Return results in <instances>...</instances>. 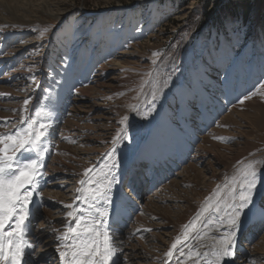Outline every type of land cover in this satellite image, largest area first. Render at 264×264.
<instances>
[{
	"label": "rangeland",
	"instance_id": "374dc122",
	"mask_svg": "<svg viewBox=\"0 0 264 264\" xmlns=\"http://www.w3.org/2000/svg\"><path fill=\"white\" fill-rule=\"evenodd\" d=\"M56 1L60 4V13H66L65 20H46V24L44 23L39 30L30 32L21 39L22 41L13 35L11 38H15L7 39L8 44L5 51L0 54L1 58H6L9 55L15 60H21L17 62L12 58L4 59V65L7 66V75H4L7 78L6 83L10 85L14 93L8 91V95L12 93L10 96L0 93V135L11 134L26 127L28 120L21 124L22 117H28L29 120L36 122L40 121V124L45 122L50 129L48 118H45L44 121V115L41 116V119L40 115L37 116V113L41 114L42 96L45 91H51V86H47L48 80L67 77L78 64V50L83 52L85 50L84 54L86 57L89 56L87 57L89 61L95 62V50L93 49V43L95 44L96 41L95 30L101 24L105 23V32H110V34L103 33V37L122 33L115 37L122 40L123 46L120 50L112 54L107 53V55L103 53L102 56L105 55L106 58L96 66L94 64L91 69L92 75L97 70L101 71L102 75L100 74L99 78L106 77L108 79V76H115L119 80L110 88L101 89L103 99L100 103L108 107L107 112L111 117L110 122H106L107 124L104 126L106 130H98L104 124L101 120L87 124V126L92 125L91 128L88 126L87 131L85 129L82 131L86 123L75 121L74 124L78 125L69 124L70 127L65 128L69 119V110H67L65 121L62 119V123L57 124L55 131L49 132L52 149L49 148L50 154L45 177L50 186L56 183L58 178L62 179L67 172L68 174L74 172L73 178L69 176L67 179L72 178V182L67 181L64 183L65 185H56L58 186L57 191L67 193L68 201H73L74 207L78 205L79 208L84 209L83 213L88 216L89 212L87 213L86 210L91 211L88 207L91 198L88 192H85L82 197L78 191L82 187L89 190L98 187L96 183L88 184V186L80 184L81 180L87 179L82 174L88 168H93L94 174L98 177L101 171L107 172L108 169L105 165L111 164L107 155L112 154L113 149L115 160L124 162L113 170L118 182L112 185L109 193L112 200L111 211L117 207L116 198L122 195L120 192L116 193V185L119 184L120 179L124 178L122 182L126 186L125 179L138 168L141 174L147 176L149 172H145L151 165L150 161L155 164L154 168L161 175V168L157 164L161 165L159 162L160 159H163L166 168H164L165 173L161 184L153 187L150 191L145 190L143 194L145 198L155 199L153 201L158 204V211H156L158 215L154 216L157 219L154 218L151 225L145 214L141 221L135 224V219L144 212L142 205L141 210L127 222L124 232L120 224H118L119 226L113 224L111 229L109 228L112 244L118 252H120V245L122 244L124 248L126 243L131 247L135 246L139 250L141 249L145 258L146 256L149 258L148 263L150 264H206V260L214 259L211 254L214 250L213 246L229 230L226 224H220V214L215 212L216 205L227 200L233 181L242 180L250 167L254 168L258 175L264 177V0H159L157 3L143 2L142 4L138 0ZM230 8L241 9L243 12L242 14H233L235 11L231 12ZM0 39H2L1 36ZM53 39L55 40L53 41ZM18 49L19 51L25 49L23 55L17 52ZM92 49L94 51H91ZM45 50L47 51L45 52ZM26 55L27 57H25ZM39 55L44 56L42 61L45 60V65L36 67L35 75L27 74L15 78L11 76V73L17 71L25 60L38 58ZM119 57L125 67L113 72L111 70L112 63ZM87 65L88 62H85L83 71L87 69ZM105 66L110 69L106 70ZM43 67L46 69L45 74ZM103 69L105 70L103 71ZM57 71H60V74ZM32 76L36 77L35 84L30 79ZM44 79H47L44 81V86H40L39 81ZM22 82H25V88H21V90L18 84L20 85ZM7 85L0 84V88H9ZM86 85L79 86V88ZM29 87L31 89L35 87L34 93L36 94H30ZM200 88L203 90L200 91ZM180 92L186 95L185 109L190 112L188 121L195 130V134L190 132L185 125L184 121L187 118L184 105L179 97ZM25 99L32 100L33 102L29 101L32 106L24 105L22 101ZM144 104L145 106H143ZM24 107L28 108V111H24ZM165 110L171 113L167 117L168 125L176 128L173 130L182 132L185 135V137L182 136V139L184 138L185 140H183L191 145V149L185 154V157L177 150L176 140L159 133L165 129L162 125V119L166 117ZM206 115L209 119L207 122L204 120ZM77 117L79 118V115ZM124 117H127L126 124H121L120 121ZM72 127L74 132L71 130ZM33 130L34 134L40 130L39 123L34 125ZM65 132L68 137L65 136ZM79 134L84 138L88 134V138L96 137L95 142L100 137L98 145L97 143L93 145L98 152L93 153L92 156L82 157V150L89 149L91 144L88 147L85 146L86 143L79 142L81 140ZM135 134H137L136 138L132 136ZM117 135H122L124 138L114 145L111 141ZM204 137L207 138L204 144L206 149H199V151L201 150L199 152L197 147L206 139ZM141 138L142 140L139 141ZM132 139H134L133 147H130L132 156L122 160L120 146L124 145L126 140ZM108 140L109 142H107ZM157 140L161 144L160 152L150 147L154 141L158 142ZM163 141L167 145L163 144ZM65 148L68 149L65 150ZM167 148H171L172 152H167ZM54 157L65 159V163L68 162V166L61 165L59 167L60 163L57 165L61 172H58L56 177L48 170ZM196 157L199 159L196 160ZM39 159L38 157L36 160ZM28 161L26 160L24 163ZM189 163L196 166L188 173L183 172ZM57 166L55 167L57 168ZM80 171L83 173L81 174ZM180 173L182 174L178 176ZM89 175H93V173ZM176 179L179 182H174ZM258 187L260 186L258 185ZM158 189H162L160 194ZM125 190H128V186L123 189V191ZM75 193L77 194L75 195ZM42 194L46 203L44 192ZM172 200L177 201L175 208ZM100 206H105L102 201ZM45 209L47 210L48 207ZM66 210L72 211L69 208L64 209L63 219L60 222L55 221L56 231L52 229L53 232H51L56 245H61L60 252L65 251L64 244H72L75 240H67L69 238L62 240L61 237L71 234L68 229L75 227V224L80 222L68 217ZM172 211L177 212L174 218L170 214ZM42 212L41 214H43ZM118 215L121 214L118 213ZM76 216H82V212H76ZM170 217L174 219V222L169 220ZM115 220L117 219L115 218ZM193 224L195 226L191 227ZM125 231L128 232L125 233ZM186 231L187 239H185ZM166 233L169 234L164 243L159 240V237ZM114 234H120V236L125 234V236L127 235L126 240H129L124 242L122 240V243L116 245L118 235ZM135 238H137L136 241ZM177 240H180V243L173 249L172 245L176 244ZM242 248L246 250L245 255L241 253ZM169 251L173 252L172 257H168ZM60 252L55 256V259L51 258L53 260L50 261V264H63ZM197 253L200 255L197 256ZM118 260H116V264H123V261ZM238 263L264 264V199L254 200L251 211L245 210L236 237V256L232 259L225 258L222 261V264ZM134 264L139 263L135 261Z\"/></svg>",
	"mask_w": 264,
	"mask_h": 264
},
{
	"label": "bare ground",
	"instance_id": "6f19581e",
	"mask_svg": "<svg viewBox=\"0 0 264 264\" xmlns=\"http://www.w3.org/2000/svg\"><path fill=\"white\" fill-rule=\"evenodd\" d=\"M61 1V0H60ZM141 4L143 2H153V3H157V1L159 0H138ZM59 3L56 1V0H0V36L2 37V39H0V42L3 41L0 45V54L2 52L5 51V48L7 46V39H13L11 38L13 35H16V37H19L20 40L24 37H26V35L30 34V32H34L36 30H39L42 25L45 23L46 20H51V21H60V20H65V14L66 13H60V7H59ZM156 6V5H154ZM53 23V22H52ZM58 23V22H57ZM46 24V23H45ZM51 25V24H50ZM106 24H101V26H99L96 30H95V37H96V41H95V44L93 43V49L95 50V62L90 60L87 58L89 57L87 55L84 54L85 53V50L84 52L83 51H80L78 50V64L77 66L74 68V70H71V72L68 74L67 77L64 76V78H51L48 80V83L47 86L50 87L51 86V91L50 92H47L45 91L44 95L42 96L41 98V115H40V119L42 118L41 116H43L44 118V121H45V118L47 119L48 118V123L50 124V129L48 128L47 129V142H45V140L43 142L40 143L39 145V148H38V151L43 153V159H41V156L38 155V151H32V152H29L31 155H32V158L31 159H38V157L40 158L38 161H40V163L43 165V166H46L47 165V162L45 161V158L48 154V151H44V149H47L50 148L52 146V139L49 138V132H53L55 131V128L57 126L58 123H62V119L64 120V117L66 116L65 115V112L67 110L68 113H69V119L67 121V125H65V128L68 126L70 127L69 124H74V121L75 122H81V123H86V125H82L83 126V130L84 129L86 130L89 126V128H91L90 125L87 126V124H90V123H94L95 120H101L102 122H104V124H102L100 127V131H105L106 129H104V126H106V122H110V113L107 112L108 110V107L104 106L103 103H100V101H102L103 97L101 94H103V92L101 91L102 88L106 89V88H110L111 86L115 85V83H117L119 80L117 77L115 76H108L109 78L107 79L106 77H103V78H99L102 74L100 73L101 71H96L93 73L92 75V67L99 64V62L103 59L106 58L105 55L108 54H112V53H116L118 50H120V48L123 46V43H122V40H120L119 38H115L117 35L119 34H122V33H118L117 35H111V36H107V37H103V35L105 33H109L110 32H105L104 30V26ZM69 26V25H68ZM33 30V31H31ZM71 31H69L70 33ZM104 33V34H103ZM72 34V32H71ZM110 37V38H109ZM18 40V39H17ZM16 40V41H17ZM55 39H53L54 41ZM22 41V40H21ZM29 41V40H28ZM57 41V40H56ZM64 41V40H63ZM47 42V41H46ZM42 43V42H41ZM50 43V42H49ZM63 43V42H62ZM61 43V44H62ZM58 44V43H57ZM60 44V46H61ZM28 45V44H27ZM50 45V44H49ZM65 45V44H64ZM63 45V47L65 48V46ZM23 46V45H22ZM52 46V45H51ZM17 47V46H16ZM45 47V46H44ZM97 47V48H95ZM23 48V47H21ZM25 48V47H24ZM61 48V47H60ZM14 49V48H13ZM33 49V48H32ZM44 49V48H43ZM46 49V47H45ZM49 49V47H48ZM91 50V51H94V50ZM50 50V49H49ZM17 51V50H16ZM31 51V49H30ZM29 51V52H30ZM47 50H45L46 52ZM108 51V52H106ZM13 52V51H12ZM18 53H20L21 55H23V52H25V49L23 51H17ZM35 52V51H33ZM36 53V52H35ZM40 53V52H39ZM38 53V54H39ZM44 53V51H43ZM42 53V54H43ZM103 53H106L104 56H102ZM12 54V53H11ZM28 54V52H27ZM125 54V53H124ZM8 55V54H7ZM19 55V54H18ZM37 55V54H36ZM44 55V54H43ZM62 55V54H61ZM116 55V54H115ZM5 56V55H4ZM20 56V55H19ZM40 57H35V58H31V59H35V60H25L22 64H20V67L18 68L17 71H13L11 73V76L12 77H16V76H22V75H35V70H36V67H39L40 65H43L45 63V60L42 61L43 57H41V55H39ZM46 56V55H45ZM121 56V55H120ZM126 56V55H125ZM27 57V55L25 56ZM29 57V56H28ZM3 58V59H2ZM0 57V84H6V80L7 78H5V76L7 75V66L4 65V59L6 60V58L8 59H11L12 57L11 56H6L5 57ZM21 58V57H19ZM37 58V59H36ZM92 58V57H90ZM115 58V57H114ZM12 59H14L13 61H17V62H20L21 60L20 59H17L15 60V58L13 57ZM22 59V58H21ZM26 59V58H25ZM37 60V62H36ZM58 60V59H57ZM9 62V61H8ZM7 62V63H8ZM85 62H88V67L85 71H83V69L85 68L84 67V63ZM82 63V64H81ZM45 65V64H44ZM112 67L111 70H113V72L115 71H118V70H122L124 67H125V64L122 63L121 61V58L119 57L118 59H116L115 61H113L112 63ZM15 67V66H14ZM106 70L110 69V68H107L106 66L104 67ZM43 72L45 74L46 72V69L43 67ZM103 69V71L105 70ZM23 70V71H22ZM62 70V69H61ZM22 71V72H21ZM29 71V72H28ZM55 71V70H54ZM58 73L60 71H57ZM65 72V71H64ZM52 73V72H51ZM109 73V71H108ZM107 73V74H108ZM60 74V73H59ZM101 74V75H100ZM5 75V76H4ZM115 75V74H114ZM50 77V76H49ZM95 78V80H94ZM107 79V80H106ZM20 80V79H19ZM24 80V79H23ZM47 79H44L42 81H39V85L41 86H44L43 84L45 83L44 81H46ZM59 80V81H58ZM18 83V82H17ZM20 83V81H19ZM25 83V82H24ZM24 83L22 82L20 85L18 84V86L21 88H25L24 87ZM27 83V82H26ZM30 83V82H28ZM10 84V83H9ZM84 84H87L86 86L84 87H80L79 86H82ZM9 88H0V93H5L4 95H8V91H13V89L10 87V85H7ZM16 86V85H15ZM26 86V85H25ZM46 86V85H45ZM78 87V88H77ZM18 88V87H17ZM34 88V89H33ZM32 89L29 87L28 89L30 90V94H36L34 93V90H35V87H33ZM46 88V87H44ZM202 88V87H201ZM199 89L200 91L203 90V89ZM12 89V90H11ZM157 89V88H156ZM7 90V91H6ZM22 90V89H21ZM27 90V89H26ZM32 90V91H31ZM25 91V90H24ZM106 91V90H105ZM116 91V90H115ZM182 91V90H181ZM19 92H21L19 90ZM32 92V93H31ZM14 93V92H12ZM10 93V94H12ZM10 94L8 96H10ZM27 94V92H26ZM29 94V95H30ZM213 94V93H212ZM20 94H18L19 96ZM21 96V95H20ZM26 96V95H24ZM32 96V95H31ZM23 97V96H22ZM28 97V96H27ZM39 97V96H38ZM111 97V96H110ZM180 100L181 102L183 103L184 105V109L186 108V105H185V102H186V95L183 93V92H180ZM17 98V97H16ZM21 98V97H20ZM25 98V97H23ZM29 98V97H28ZM154 98V97H153ZM40 99V97H39ZM38 100V99H37ZM29 101H32V100H29ZM23 102V101H22ZM33 102V101H32ZM31 103V102H30ZM29 103V105H31ZM36 103V102H35ZM40 103V104H41ZM205 103V102H204ZM20 104V103H19ZM188 104V103H187ZM39 105V104H38ZM32 106V105H31ZM35 106V105H34ZM145 106V104L143 105ZM25 108V107H24ZM28 109V108H27ZM38 109V108H37ZM185 111V116H186V120L184 121L185 122V125L188 127V130L190 132H193L195 134V130L190 126L191 124L189 123L188 121V115H189V111H187V109L184 110ZM140 112V111H139ZM165 114H166V117L162 119V125H164V128L163 130H161L159 133L160 134H165L167 135V138L170 137V138H173V140H176V142L178 143L177 147L180 148L181 152L183 153H186L188 151H190L191 149V145L189 144V142L187 141H184L182 139V136L185 137V135L182 133V132H179V131H175L173 130V128L175 127H171L170 125H168V121H167V117L171 115V113L167 110H165ZM142 113V112H140ZM147 113V112H146ZM145 113V115H146ZM168 113V114H167ZM144 114V112H143ZM68 115V114H67ZM79 115V118L77 117ZM112 115V114H111ZM194 115V114H193ZM184 116V117H185ZM77 117V118H76ZM192 118V117H191ZM204 120L205 122H207L209 119L207 117V115L204 117ZM65 121V120H64ZM113 121V120H112ZM39 123L40 124V121L36 122V124ZM43 124H46L45 122H43ZM74 125H78L77 123H75ZM73 125V126H74ZM60 126V125H59ZM80 126V124H79ZM49 127V125H48ZM64 127V126H63ZM78 127V126H77ZM76 127V128H77ZM103 127V128H102ZM58 128V127H57ZM60 128V127H59ZM64 129V128H63ZM176 129V128H175ZM69 130V129H68ZM72 131L74 130V128L72 127L71 129ZM79 130V129H78ZM95 130V129H94ZM136 130V129H135ZM34 131V130H33ZM87 131V130H86ZM97 131V130H96ZM187 131V130H186ZM62 132V131H61ZM74 132V131H73ZM72 132V133H73ZM134 132V131H133ZM66 133V132H65ZM64 133V134H65ZM71 133V134H72ZM81 133V132H80ZM96 133V132H95ZM98 133V132H97ZM101 133V132H100ZM104 133V132H103ZM62 134V133H61ZM70 134V133H69ZM68 134V135H69ZM90 134V132H89ZM89 134L88 136H86L85 138L83 137V135L81 136V140H79V142L81 143H86L85 146L87 145H90L89 149L87 150H82V157L83 156H92L93 153H97L98 151L96 150L97 148H94L93 145L95 143H99V138L97 142H95V138L96 137H89ZM99 134V133H98ZM109 134V133H108ZM45 135V136H46ZM75 135V134H74ZM91 135V134H90ZM105 135V134H104ZM136 135H132L134 138H136ZM61 136V135H60ZM67 136V133L66 135ZM64 136V138H65ZM72 136V135H70ZM85 136V135H84ZM93 136V135H92ZM98 136V135H97ZM129 136V135H128ZM68 137V136H67ZM63 138V137H62ZM71 138V137H70ZM69 138V139H70ZM75 138V136H74ZM77 138V137H76ZM80 138V137H79ZM143 138V137H142ZM139 139L140 140H142ZM163 138V137H162ZM166 138V137H165ZM206 138V137H204ZM129 139V138H128ZM65 140V139H64ZM104 140V139H103ZM110 140V139H109ZM109 140L107 142H109ZM134 139L132 140H126L124 142V145H121V152H120V155L123 157L122 160H125V159H129L131 158V154L132 152H130V147L132 148L133 147V141ZM206 140L207 138L203 141V143L199 144V146L197 147L198 148V151L199 149H206V145H204L206 143ZM121 141V140H120ZM138 141V140H137ZM158 141V140H157ZM162 141V140H161ZM164 142V141H163ZM169 142V141H168ZM202 142V141H201ZM102 143V142H101ZM104 143V142H103ZM139 143V142H138ZM149 143V142H148ZM166 142H164L163 144H165ZM44 144V146H43ZM83 145V144H82ZM148 145V144H147ZM167 145V144H165ZM170 145H172L170 143ZM102 146V145H101ZM124 146V147H123ZM169 146V145H168ZM119 147V146H118ZM126 147V148H125ZM151 149H155L157 151H161L160 148H161V144H159V141L156 142L154 141L151 145H150ZM87 148V147H86ZM106 148V147H105ZM52 149V147H51ZM68 149V148H67ZM65 148V150H67ZM71 151V150H70ZM75 151V150H74ZM100 151V149H99ZM102 151V150H101ZM197 151V152H198ZM112 152V151H111ZM167 152H172V149L171 148H167ZM201 152V150L199 151ZM198 152V153H199ZM71 153V152H70ZM74 153V152H73ZM72 153V154H73ZM104 153V152H103ZM138 153V152H137ZM143 153H146V152H143ZM142 155H145L143 154ZM76 154V152H75ZM74 154V155H75ZM159 154V153H158ZM111 155V154H110ZM199 155V154H198ZM73 156V155H72ZM77 156V155H76ZM79 156V155H78ZM161 156V155H160ZM196 156V155H194ZM193 156V157H194ZM116 157V156H115ZM164 157V156H162ZM166 157V156H165ZM208 157V156H207ZM23 158V157H22ZM74 158V157H73ZM95 158V156H94ZM99 158V157H98ZM120 158V157H119ZM171 158V157H170ZM184 159V158H183ZM196 160L199 159V157H196L195 158ZM65 159H61L59 157H54L51 161V163L49 164V172L51 171L52 172V175L54 177H56V174H58V172H61L60 168H58V166L60 167L61 165L64 166V165H67V163L64 162ZM90 160V159H89ZM96 160V159H95ZM98 160V159H97ZM159 160V159H158ZM162 160V159H161ZM192 160V159H191ZM82 161V160H81ZM118 161V164L120 165V163L124 164V162H119ZM127 161V160H126ZM169 161V160H168ZM193 161V160H192ZM128 162V161H127ZM134 162V161H133ZM202 162V160H201ZM60 163V164H59ZM93 163V161H92ZM126 163V162H125ZM160 163V162H159ZM59 164V165H58ZM168 164V163H167ZM199 164V163H198ZM58 165V166H57ZM77 165V164H76ZM84 165V164H83ZM207 165H209V162H207ZM57 166V168L55 167ZM68 166V165H67ZM87 166V165H86ZM89 166V165H88ZM196 165L195 164H192V163H189L183 170V172H189L191 169H193ZM199 166V165H198ZM75 167V166H74ZM77 167V166H76ZM75 167V168H76ZM85 167V166H84ZM71 168V166H70ZM74 168V169H75ZM128 168V167H127ZM69 169V168H68ZM104 169V168H103ZM71 170V169H69ZM82 170V169H81ZM64 171V170H62ZM66 171V170H65ZM73 171V169H72ZM75 171V170H74ZM85 171V170H84ZM107 171V170H106ZM76 172V171H75ZM43 175L39 176L38 177V180H39V183H38V186L36 188V191L34 192V195H33V199H32V202L30 203L29 205V209H31L33 206L35 207V211L33 213H29V218L31 219V225H32V230L33 232L30 234L29 236V245H31L32 247V252L30 253V264H36L39 260L44 259L43 261H45V263L43 264H50V261L53 260L51 258L54 257L55 259V256H57V254L60 252L61 248L60 246L56 245V242H54V237L52 235L51 232L52 229L54 230L56 228L57 225H55V221H59L61 219H63V215L62 213L64 212V209H66V205L68 204H72L73 205V201H68V197L67 196V193H63L62 191H57V187L56 185H61V184H64V183H67L68 182H72V178H73V173L72 174H65L63 175L64 177L62 179L66 180V181H61L62 179L58 178V181L56 183H53L52 185L49 186V181L47 180V178L45 177L46 173L43 171L41 172ZM78 173V172H77ZM81 173V171H80ZM79 173V174H80ZM83 173V172H82ZM81 173V174H82ZM62 174V173H61ZM178 174V173H177ZM182 173H180L178 176H180ZM84 175V174H82ZM133 175H137L136 172H134ZM69 176H72V178L70 180H67L69 178ZM78 176V175H76ZM81 176V175H80ZM197 176V175H196ZM62 177V176H61ZM79 177V176H78ZM77 177V178H78ZM185 177V176H184ZM188 178V177H187ZM80 179V178H78ZM77 179V180H78ZM102 179V178H101ZM75 180V179H74ZM76 180V181H77ZM81 180V179H80ZM122 180V179H121ZM139 180V178H138ZM51 181V180H50ZM79 181V180H78ZM178 180H174V182H177ZM145 182H147L146 179H142L141 181H137V179H135V181L133 182L132 185H135L134 186V189L133 191L135 192L137 189L138 191L140 189H145ZM179 182V181H178ZM75 183V181H74ZM121 181L119 182L118 185H116V193H119L122 194L124 197H126L127 199H129L130 202L133 201V199H130V196L129 193L131 192V190H125L123 191V187H121L122 185L120 184ZM148 183V182H147ZM69 184V183H68ZM71 184V183H70ZM78 184V183H77ZM173 184V183H172ZM59 185V186H60ZM65 185V184H64ZM79 185V184H78ZM138 185V186H137ZM67 186V185H66ZM88 186V185H87ZM91 186V185H90ZM171 187V186H170ZM63 188V186L61 187V189ZM71 188V187H70ZM69 188V189H70ZM76 188V187H75ZM45 189V191H43ZM163 189V188H162ZM162 189H158V193L162 191ZM65 190V189H64ZM122 190V192H121ZM70 191V190H69ZM113 191V190H112ZM42 192H44V197L45 199H47V202L45 203V200L43 198V194ZM68 192V191H67ZM71 192V191H70ZM137 192V191H136ZM157 193V194H158ZM77 193H75L76 195ZM138 194V192L136 193V195ZM153 194V193H152ZM160 194V193H159ZM162 194V193H161ZM65 195V196H64ZM74 196V194H73ZM156 196V195H155ZM161 196V195H160ZM158 196V197H160ZM70 197V196H69ZM154 197V196H153ZM157 197V196H156ZM70 199V198H69ZM84 199V198H83ZM171 199V198H170ZM153 200L155 199H152V198H145L144 196H140L139 197V201H140V206L143 205L144 208H142L144 210V212H142L143 214L142 215H139L136 219H135V224H138L142 217L145 216V214L148 216V220L150 221V224H151V221H153L154 216L158 215V213H156L157 208L159 207L157 203H155ZM173 201V200H172ZM180 203V202H178ZM134 205L137 204V203H133ZM173 204V207L175 208L177 204V201H173L172 202ZM178 206V205H177ZM45 207L48 209L46 210ZM164 208V207H163ZM169 208V207H168ZM167 208V209H168ZM178 209V208H177ZM43 211V212H42ZM67 211V210H66ZM41 212L44 214H41ZM69 212V211H67ZM86 212L88 213L89 210H86ZM176 213L177 212H171L170 214H172L171 216L174 218L176 217ZM67 214V213H66ZM168 214V213H167ZM41 215V217H40ZM87 215V214H86ZM83 212H82V216L84 217V221L82 222V229L83 227L86 225L87 223V217ZM112 216V211H110V217ZM146 216V217H147ZM170 216V215H169ZM152 217V218H151ZM166 217V216H165ZM164 217V218H165ZM170 217V221L171 222H174V219ZM115 216L113 218V222L111 225L114 224V222L116 221L115 220ZM145 218V217H144ZM151 219V220H150ZM157 219V218H156ZM145 221V220H144ZM81 222V221H80ZM128 222V221H127ZM146 222V221H145ZM64 223V222H63ZM153 223V222H152ZM160 223V222H159ZM155 224V223H154ZM36 225V227H35ZM38 225V226H37ZM152 225V224H151ZM256 225V224H255ZM119 226V225H117ZM121 226V225H120ZM137 226V225H136ZM144 226V225H143ZM154 226V225H153ZM152 226V227H153ZM111 227V226H110ZM109 227V228H110ZM145 227V226H144ZM159 227L160 224H159ZM59 229V228H58ZM111 229V228H110ZM156 229V228H155ZM56 231V229H55ZM111 231V230H110ZM119 231V230H118ZM130 231V230H129ZM115 232V231H114ZM117 232V231H116ZM128 232V231H127ZM125 231V233H127ZM160 232V231H159ZM167 232V231H166ZM254 232V231H253ZM252 232V233H253ZM61 233V232H60ZM130 233V232H129ZM132 233V232H131ZM135 233V232H134ZM153 233V232H152ZM169 234V233H168ZM168 234H163L162 237H159V240H162L164 242L165 238L168 236ZM256 234V233H254ZM56 235V234H55ZM58 235V234H57ZM56 235V236H57ZM114 235H118L117 237V242H116V245L120 244V242H124V241H128L126 240L127 239V235L125 236V234L121 235L120 234H114ZM130 234H128L129 236ZM134 235V234H132ZM131 235V236H132ZM152 236V235H151ZM155 236V235H154ZM153 236V237H154ZM53 237V239H52ZM135 237V236H134ZM171 237V236H170ZM251 237V236H250ZM69 239L67 240H74V237H68ZM130 238V236H129ZM169 238V237H168ZM57 239V238H56ZM131 239V238H130ZM137 238H135V241H136ZM156 239V238H155ZM75 241V240H74ZM141 241V240H140ZM153 241V240H152ZM166 241V240H165ZM37 242H38V247H39V250L38 252H35L34 250V247H36L37 245ZM121 242V243H122ZM133 242V241H132ZM139 242V241H138ZM131 243V242H130ZM143 243V242H142ZM151 243V242H150ZM165 243V242H164ZM67 244V243H66ZM152 244V243H151ZM163 244V243H161ZM168 244V243H167ZM244 244V243H243ZM134 245V244H133ZM161 246V245H160ZM150 247V246H149ZM164 247V246H163ZM256 247V246H255ZM146 248V247H145ZM120 249V252H118L117 250V253H118V256L120 257L118 261L122 262L123 261V264H134L135 261L138 262L139 264H150L148 263L150 260L149 258L146 256L145 258V254L144 252H142V250L138 249L137 247L135 246H132L128 243L125 244L124 248L122 246V244L120 245L119 247ZM70 249H65V251H68ZM159 250V249H158ZM251 250V249H250ZM160 251V250H159ZM243 253V255H245L246 253V250L244 248H242L241 250ZM162 253V252H161ZM252 253V252H251ZM40 254V255H39ZM239 254V253H238ZM258 254V253H257ZM250 256V255H249ZM159 257V256H158ZM163 257V256H162ZM161 258V257H160ZM48 259V261L46 260ZM255 259V258H254ZM152 260V259H151ZM156 260V259H155ZM241 260V259H240ZM256 260V259H255ZM159 261V260H158ZM56 262V261H55ZM54 262V263H55ZM63 262V261H62ZM134 262V263H133ZM118 263V262H117ZM153 263V262H152ZM53 264V263H52ZM240 264V263H238Z\"/></svg>",
	"mask_w": 264,
	"mask_h": 264
},
{
	"label": "snow or ice",
	"instance_id": "6c2138e0",
	"mask_svg": "<svg viewBox=\"0 0 264 264\" xmlns=\"http://www.w3.org/2000/svg\"><path fill=\"white\" fill-rule=\"evenodd\" d=\"M30 79L35 84L36 77L32 76ZM23 103L28 105L29 100L25 99ZM24 111H28V109L25 108ZM39 115L41 114L37 113V116ZM25 120H28L26 127L11 134L0 135V145H2L0 147V264H27L25 249L32 247L24 240L25 221L29 219V204L32 202L38 186V177L43 175L40 172L43 165L35 159L21 163L17 159L16 153L38 151L42 138L47 133L48 125L39 124L40 130L34 134L33 129L36 121L22 117L20 123L23 124ZM126 121L127 117H124L120 123L126 124ZM123 138L122 135H117L111 143L118 144ZM38 155L43 159V153L38 151ZM114 157L113 149L112 154L107 155L108 160L111 161L110 165H105L108 169L107 172L101 171L98 177L94 174L93 168H88L84 173L87 179L80 181L81 185L92 183L98 185L91 190L83 187L78 190L82 197L85 192H88L91 198L88 205L91 211L88 213L87 223L83 229L84 217L76 216V212L85 210L79 208L78 205L75 207L72 204L66 205L67 208L72 209L67 213L68 217L81 222L68 229L75 241L72 244L63 245L65 249H70L60 252L63 264H116V259L120 258L108 231L110 206L112 205L109 193L112 185L118 182L113 170L118 168L119 164ZM90 173L93 175H89ZM256 199H264V177L258 175L257 171L250 167L242 180L233 181L227 200L218 203L215 207V212L220 214V224H226L229 230L213 246L214 250L211 254L214 259L206 260V264H222L225 258L232 259L236 256V237L240 230L241 217L245 215V210L251 211ZM101 201L105 206H100ZM194 226L193 224L191 227ZM187 235L186 231L185 239H187ZM67 238V234L61 237L62 240ZM179 243L180 240H177L172 248L175 249ZM167 255L172 257L173 252L169 251ZM199 255L197 253V256Z\"/></svg>",
	"mask_w": 264,
	"mask_h": 264
},
{
	"label": "trees",
	"instance_id": "16d2710c",
	"mask_svg": "<svg viewBox=\"0 0 264 264\" xmlns=\"http://www.w3.org/2000/svg\"><path fill=\"white\" fill-rule=\"evenodd\" d=\"M230 10H231V12L235 11V13H233V14H242V12H243L241 9L240 10H236V8H230Z\"/></svg>",
	"mask_w": 264,
	"mask_h": 264
}]
</instances>
